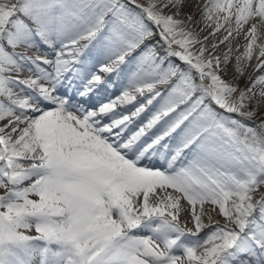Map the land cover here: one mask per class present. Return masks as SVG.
I'll return each mask as SVG.
<instances>
[{
	"label": "snow or ice",
	"instance_id": "obj_1",
	"mask_svg": "<svg viewBox=\"0 0 264 264\" xmlns=\"http://www.w3.org/2000/svg\"><path fill=\"white\" fill-rule=\"evenodd\" d=\"M188 4L0 0V264H264V0Z\"/></svg>",
	"mask_w": 264,
	"mask_h": 264
},
{
	"label": "bare ground",
	"instance_id": "obj_2",
	"mask_svg": "<svg viewBox=\"0 0 264 264\" xmlns=\"http://www.w3.org/2000/svg\"><path fill=\"white\" fill-rule=\"evenodd\" d=\"M199 4V5H203L204 3H206V0H189V4L188 6L185 7L184 9V12L188 13V12H191V13H196L197 9L194 7L196 4ZM202 26V25H198L197 26V30L199 29V27ZM206 33H202L201 35H205ZM244 41V40H243ZM245 43V41L243 42V44ZM242 44V45H243ZM243 51V47H241V52ZM255 61H253L254 63ZM182 204V207L184 209V211L181 212V222L183 223L185 221V219L188 218V214L189 212L191 211L190 209V206L186 204V202L182 201L181 202ZM206 208L208 207L207 205L205 206ZM218 217L220 216H216L215 218L217 219ZM207 218L205 217V223H207ZM188 227H192V224L191 223H188L187 225Z\"/></svg>",
	"mask_w": 264,
	"mask_h": 264
},
{
	"label": "rangeland",
	"instance_id": "obj_3",
	"mask_svg": "<svg viewBox=\"0 0 264 264\" xmlns=\"http://www.w3.org/2000/svg\"><path fill=\"white\" fill-rule=\"evenodd\" d=\"M205 33L207 34V30L205 31ZM243 42H244V41H243V37H239V38H237L236 46H237V47H240V51H241V47H242ZM217 219H220L221 222H223L221 217H218Z\"/></svg>",
	"mask_w": 264,
	"mask_h": 264
}]
</instances>
